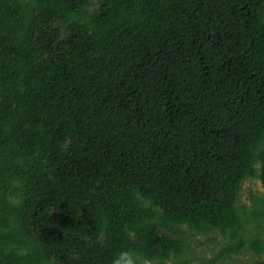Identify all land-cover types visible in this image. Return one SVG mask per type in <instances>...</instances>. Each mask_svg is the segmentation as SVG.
<instances>
[{"label": "trees", "instance_id": "16d2710c", "mask_svg": "<svg viewBox=\"0 0 264 264\" xmlns=\"http://www.w3.org/2000/svg\"><path fill=\"white\" fill-rule=\"evenodd\" d=\"M122 249L264 264V0H0V264Z\"/></svg>", "mask_w": 264, "mask_h": 264}, {"label": "rangeland", "instance_id": "374dc122", "mask_svg": "<svg viewBox=\"0 0 264 264\" xmlns=\"http://www.w3.org/2000/svg\"><path fill=\"white\" fill-rule=\"evenodd\" d=\"M259 191H263V188L261 187L260 182L257 179H253V178H246L241 186V191H240V200L242 202H248L249 201V194L250 193H256ZM204 239H201V241H203ZM209 247L210 246H203L202 249L207 250V253L210 255L211 252H209ZM236 259H238V261L240 263H251L250 262V257L247 254H242L240 256H238L237 258H235V262ZM168 264H176L173 261L168 262Z\"/></svg>", "mask_w": 264, "mask_h": 264}, {"label": "clouds", "instance_id": "9594fccd", "mask_svg": "<svg viewBox=\"0 0 264 264\" xmlns=\"http://www.w3.org/2000/svg\"><path fill=\"white\" fill-rule=\"evenodd\" d=\"M109 264H141V261L135 249H122L111 258ZM143 264H150V261L145 258Z\"/></svg>", "mask_w": 264, "mask_h": 264}]
</instances>
